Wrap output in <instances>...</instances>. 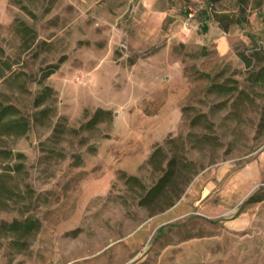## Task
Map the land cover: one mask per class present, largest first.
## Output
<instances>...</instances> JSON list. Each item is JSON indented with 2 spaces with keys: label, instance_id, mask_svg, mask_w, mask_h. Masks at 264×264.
I'll return each instance as SVG.
<instances>
[{
  "label": "rangeland",
  "instance_id": "374dc122",
  "mask_svg": "<svg viewBox=\"0 0 264 264\" xmlns=\"http://www.w3.org/2000/svg\"><path fill=\"white\" fill-rule=\"evenodd\" d=\"M0 103V264H264V0H0Z\"/></svg>",
  "mask_w": 264,
  "mask_h": 264
},
{
  "label": "trees",
  "instance_id": "16d2710c",
  "mask_svg": "<svg viewBox=\"0 0 264 264\" xmlns=\"http://www.w3.org/2000/svg\"><path fill=\"white\" fill-rule=\"evenodd\" d=\"M1 104L2 103H0V126H3L5 124L10 125L11 122H15L14 119H9L10 121H6L4 117L6 115H8L10 113V110H12V109L9 106L5 105V107H4ZM154 154H155V152H154ZM169 175H170V171H168V170L165 171L164 174L160 177L158 183H156L153 187H151V189L148 191V193L154 194L155 192L160 191L164 187L165 181L168 179ZM256 200L257 199H256L255 195L249 197V201H256Z\"/></svg>",
  "mask_w": 264,
  "mask_h": 264
}]
</instances>
